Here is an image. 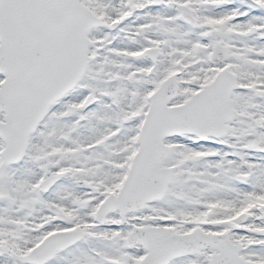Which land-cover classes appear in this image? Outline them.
<instances>
[{"label": "snow or ice", "instance_id": "6c2138e0", "mask_svg": "<svg viewBox=\"0 0 264 264\" xmlns=\"http://www.w3.org/2000/svg\"><path fill=\"white\" fill-rule=\"evenodd\" d=\"M0 264H264V0H0Z\"/></svg>", "mask_w": 264, "mask_h": 264}]
</instances>
